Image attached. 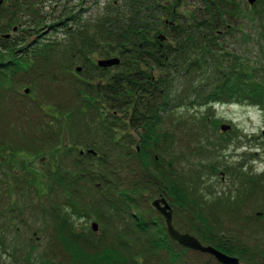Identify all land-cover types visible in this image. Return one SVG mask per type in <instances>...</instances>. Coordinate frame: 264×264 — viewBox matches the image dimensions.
<instances>
[{
    "label": "trees",
    "instance_id": "16d2710c",
    "mask_svg": "<svg viewBox=\"0 0 264 264\" xmlns=\"http://www.w3.org/2000/svg\"><path fill=\"white\" fill-rule=\"evenodd\" d=\"M0 1V104L15 105L19 87L28 95L45 80H66L74 95V108L23 109L25 118L36 121L27 122L22 141L3 139L13 127L0 118V217L8 221L16 213L14 196L20 205L25 198L19 222L26 225L18 235L25 238L24 264H191L190 251L170 238L152 205L161 197L173 207L182 233L246 264H264L263 252L246 246L241 235L251 225L242 208L257 175L248 177L241 164L221 161L210 136L189 152L176 136L181 123L170 119L186 106L249 103L264 110V0H110L87 21L85 9L71 6L76 0ZM47 7L58 12L50 14V28L63 32L66 41L25 43L32 28L49 20L42 14ZM112 59L119 63L99 66ZM61 68L64 75L47 71ZM165 114H171L175 130H163ZM201 118L197 126L208 132L207 118ZM68 134L71 143L44 163L42 174L28 165V156H43L45 146L63 144ZM21 156L24 164L17 168L14 160ZM222 184L226 190L219 192ZM29 190L36 200L31 206ZM219 209L237 219L230 215L231 221L220 223ZM27 216L44 225L36 230L41 239H52L39 259L30 252L35 246L27 239ZM85 218L98 219L103 232L112 234L102 236L91 227L78 232L75 221ZM122 225L143 237L122 234L126 240L119 242ZM118 242L129 249L127 255L120 256Z\"/></svg>",
    "mask_w": 264,
    "mask_h": 264
},
{
    "label": "rangeland",
    "instance_id": "374dc122",
    "mask_svg": "<svg viewBox=\"0 0 264 264\" xmlns=\"http://www.w3.org/2000/svg\"><path fill=\"white\" fill-rule=\"evenodd\" d=\"M83 0H76L74 1L71 6H76V12L80 9H85L86 12L83 13V19L84 21L96 18L97 15L102 11L103 6H105V3H107L110 0H86L87 3H82ZM50 5V4H48ZM53 15H58L54 14V12H50L49 7L45 8L44 12L42 14L47 17L45 21L44 26L39 27V28H32L28 35H32L29 37L28 41L25 43H30L32 41H51V42H59V41H66L65 34L63 32H58L54 31L53 29L50 28V26L53 24V22L50 20L52 17L50 14ZM51 21V22H50ZM27 35V34H26ZM35 35V36H34ZM51 50L52 53H56V47L52 48ZM257 51V50H256ZM246 51V55H247ZM249 57H252L254 60V57H256V53L251 52L248 54ZM58 61V60H57ZM70 62L67 61V65H69ZM66 65V66H67ZM59 66V65H58ZM40 70H44L43 68H40ZM47 71H52L51 74L57 73L58 75H64L63 74V69L61 68V71H53L48 69ZM46 76L50 75V72H46ZM47 79V78H46ZM67 80H69L67 78ZM186 81L188 78L185 79ZM71 82V81H69ZM34 88V89H33ZM31 91L28 93V95L24 94V86L19 87L18 92H19V99L15 100V105L13 103H7V104H0V118L2 123H8L12 125L13 131L11 135H9V138L4 136V140L6 141H13L18 142L22 141L23 137V130L26 132L28 130L29 126L27 122L33 123L36 120L32 121L31 116H29V119L25 118L24 113H21V111L27 110L28 113L34 106H41L48 108V105H57L60 104L61 106L65 107H73V98L74 95L70 87L67 86V82L64 79H57L55 82H51L49 80L44 81V85H36L33 86ZM30 110H28V109ZM21 109V110H20ZM37 110V109H35ZM38 111V112H37ZM37 114H39V110H37ZM16 113H21L23 116H16ZM36 114V113H35ZM34 115V114H32ZM171 114H165L163 117L162 121V128L164 131H167L169 129H174V124L171 123L169 120ZM207 118L206 121V126L208 128V132H206V127L204 128L203 126L200 125L197 126L199 122H201V117ZM210 117V118H209ZM20 120L18 123H16L17 119ZM209 118V119H208ZM35 119V118H34ZM173 121L176 122L177 124H180V128L182 129H177L176 131V136L179 138L183 139V142L185 146H187V150L189 152H194L196 151L194 148L197 146V144L201 141L206 140L205 137L210 136L211 141L214 142L212 143V147L215 150L217 156L220 157L221 161H226L227 164L232 165V166H237V164H241L242 171L244 173H248V177H254L255 179L258 177L257 187H253L255 190L250 191V196H249V203L246 205V207L242 208L245 212V216L249 219V223H251L250 227L248 228V231L246 229L241 230V235L246 238L245 239V245L248 247H251L250 249H254L259 252H263L260 254L263 255L262 259L264 258V135L263 130H264V113L262 112L261 108L254 106L249 103H242V104H236V103H230V104H216L214 106H206L205 108H200L199 106H196V108H190V107H184L182 109L177 110L175 113L172 114L171 118ZM48 118L45 119V121L48 122ZM214 121V124L212 123ZM186 124V125H185ZM190 125V126H188ZM191 125H193V129H191ZM188 126V127H187ZM223 126H229L231 129L227 131H223L222 127ZM173 130H171L173 132ZM202 131V132H200ZM235 131V132H234ZM174 133V132H173ZM190 135H189V134ZM196 133V134H193ZM22 134V135H21ZM175 134V133H174ZM198 135L199 137H197ZM255 137L254 140L255 144H260V146H249L247 139L248 137ZM259 137V139H258ZM1 138V137H0ZM64 142L63 144L60 143V145H52V146H45L43 148V156L39 158H35V156H28L30 157L28 165L38 173L42 174V167H44V163L49 161L51 157H56L58 156L59 152L61 151V148L65 143H71L69 140V134L68 136L65 135L64 137ZM199 141H197V140ZM209 139V138H208ZM252 139V138H251ZM62 140V139H61ZM259 140V141H257ZM203 145H206L202 142ZM257 152L258 154L254 155V153ZM205 155V153L202 151V154L199 156H196L198 158L202 157ZM22 156L18 159L16 158L14 160V165L17 168H20L22 164H24L23 159L21 160ZM213 183V182H212ZM230 185L232 183H229ZM217 190L219 192H224L226 189V185L222 184L220 186H216ZM223 188V189H222ZM235 190V188H234ZM33 192L29 190V193L27 194V206H31L36 200L34 199V194L31 195ZM249 193V192H248ZM249 195V194H248ZM9 197L6 196L5 201L3 202V207L7 206L6 203L9 202L7 201ZM20 196H14L13 200V205L15 206L16 213L13 212L10 217H8V221L6 218H1L0 217V227L3 225V223H6V229L4 230L3 227L0 229V264H24L21 260V253L25 252V248L22 245L23 240L25 241V238L23 237V240L20 239L19 236L22 234L24 235V230H25V223L19 222L21 219L19 217V207H23L24 201L22 204H19ZM17 202V204H16ZM185 211V210H183ZM220 213L215 216V220H218L223 223H227V221H231L233 216L231 213L221 214V210L219 209ZM262 213L261 216H258V213ZM231 215V216H230ZM242 215V213H241ZM20 218V219H19ZM25 219H29L30 225L32 227V230L29 232V236L27 239H31V242L34 244L33 251L31 250L30 252L34 255L36 259H39L40 256L48 250V245H50L52 240L50 238H40V234H36V230L39 227L44 226L43 224L36 223L34 224L31 219L35 218H29L27 216L24 217ZM234 219H237V217H234ZM256 220L258 222H255L254 224L258 223V225L253 226L252 221ZM28 223V221H25ZM92 223H97L99 225L98 232L99 234H102V236L106 234L111 235L112 230H107L103 232V225L98 221L96 218H92L91 220L89 219H80L75 221V227L78 232L86 231L88 228L92 226ZM40 225V226H39ZM52 224L50 223V229L51 232L54 234L55 229L52 228ZM231 227L234 228L233 225ZM22 232V234H20ZM119 233L120 234V239L119 242L123 239L126 240V238L122 237V234H128L132 235L134 238H137L138 235L143 237V233H135L133 228L131 229H126L125 225H122L119 227ZM151 234V233H150ZM114 236V235H113ZM112 236V237H113ZM4 237V238H3ZM18 237V240L16 238ZM123 238V239H122ZM26 239V240H27ZM2 240V241H1ZM16 240V241H15ZM117 240V239H116ZM115 240V241H116ZM53 242V247L55 245L54 241ZM116 244V248L119 249L120 256H125L129 252V249L123 248L120 243ZM132 241L130 240L129 243ZM3 243V245H1ZM42 245V246H41ZM114 245V244H113ZM40 246V248H39ZM23 249V250H22ZM18 250V251H17ZM21 250V251H20ZM57 250V249H56ZM58 251V250H57ZM6 252V253H5ZM161 254V253H160ZM252 254H256L253 252ZM163 257L168 258L166 256V253H162ZM255 256V255H254ZM186 257L188 259H191L192 262L191 264H217L215 260L208 256H203L201 254H198L197 252H188L186 253ZM256 258H259L257 256ZM261 260V258L259 259ZM258 260V261H259ZM245 264V263H244Z\"/></svg>",
    "mask_w": 264,
    "mask_h": 264
},
{
    "label": "water",
    "instance_id": "95a60500",
    "mask_svg": "<svg viewBox=\"0 0 264 264\" xmlns=\"http://www.w3.org/2000/svg\"><path fill=\"white\" fill-rule=\"evenodd\" d=\"M254 2L255 0H250V4H253ZM1 4L2 1H0V5ZM118 63V59L104 60L99 62V66L102 68H108L113 65H117ZM28 92L29 90H26V93ZM229 129V126L222 127L223 131H227ZM152 205L156 209V211H158L159 214L165 219L168 235L170 236V238L177 242L180 246L190 249L192 251L209 255L215 258L220 264H240V260L238 258L231 257L212 246H205L195 236L188 233H181L176 230L173 225L172 209L165 198L161 197L159 199H156L155 201H153ZM98 229L99 225L97 223H92V230L95 233L98 232Z\"/></svg>",
    "mask_w": 264,
    "mask_h": 264
},
{
    "label": "flooded vegetation",
    "instance_id": "af4514ba",
    "mask_svg": "<svg viewBox=\"0 0 264 264\" xmlns=\"http://www.w3.org/2000/svg\"><path fill=\"white\" fill-rule=\"evenodd\" d=\"M84 3H85V1H84ZM263 135H264V130H263V133H262ZM252 138V139H251ZM250 138V136L248 137V139H247V143H248V141L250 142V143H248L249 144V146H252V144L254 145V146H260V144H255V141L256 140H254V138L255 137H251ZM258 139H259V137H258ZM257 141H259V140H257ZM257 155L258 153L257 152H255L254 153V155ZM168 202V201H167ZM168 204L170 205V203L168 202ZM170 207H171V209H172V212H173V224H174V210H173V207L170 205ZM261 212L260 213H258V216H261ZM163 218V217H162ZM164 219V218H163ZM164 222H165V219H164ZM165 225H166V222H165ZM175 226V225H174ZM176 228V227H175ZM166 229H167V226H166ZM177 229V228H176ZM178 230V229H177ZM181 232V231H180ZM167 233H168V231H167ZM244 262V261H243ZM245 263V262H244ZM246 264V263H245Z\"/></svg>",
    "mask_w": 264,
    "mask_h": 264
}]
</instances>
